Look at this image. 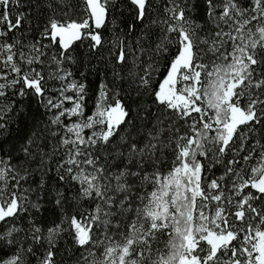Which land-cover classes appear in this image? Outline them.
<instances>
[{
    "label": "snow or ice",
    "instance_id": "1",
    "mask_svg": "<svg viewBox=\"0 0 264 264\" xmlns=\"http://www.w3.org/2000/svg\"><path fill=\"white\" fill-rule=\"evenodd\" d=\"M127 2L132 22L109 44L113 86L99 83L89 113L87 85L63 65L77 41L103 47L114 0H82L83 19L53 10L32 41L30 29L14 35L31 23L13 15L21 0H0V129L31 96L49 145L33 132L22 160L0 155V264H56L63 234L85 250L78 264H264V0H202V20L191 0ZM129 79L152 98L135 134L117 86ZM48 173L58 207L68 199L59 185L88 207L25 226Z\"/></svg>",
    "mask_w": 264,
    "mask_h": 264
},
{
    "label": "trees",
    "instance_id": "2",
    "mask_svg": "<svg viewBox=\"0 0 264 264\" xmlns=\"http://www.w3.org/2000/svg\"><path fill=\"white\" fill-rule=\"evenodd\" d=\"M191 2L197 5L193 12V16L199 20L203 19V2L202 0H191ZM51 3L53 5L52 9L47 7V4ZM83 3L82 0H21L18 8H13V15L17 11H22L28 14L30 25L28 22L22 26L21 30L14 33L15 36H21L25 29H30L26 33V41H32L39 37V31L42 29L43 25L47 22L48 18L53 14V10L56 13L58 19H64L61 13L67 12L69 18L71 19H83ZM130 5L127 0H114L113 5L110 7L108 16L107 27L101 28L99 31L104 39V45L99 50L90 52L89 44L90 41H77L72 46V51L69 53L73 57V61L65 62L63 65L68 71L73 74V79H76L87 85L88 89V111L92 110L95 100V89L98 88L99 83L105 80L110 87L113 86L112 79V66L108 59L109 44L115 39L116 35L120 33L121 30L127 31L128 25L132 22V16L129 12ZM159 15H163L162 8L159 9ZM156 16V12L153 13V17ZM115 21V26L113 25ZM148 20H145V24ZM158 32L159 30L156 29ZM139 34V26L136 33L133 34L132 39ZM48 43L47 40L43 41ZM52 49L48 52L50 56L52 54ZM54 68V66H52ZM157 79L161 78L159 76ZM52 82H50L51 85ZM59 82H56L57 86ZM117 86L120 88V98L123 103L130 110L129 120L135 118V123L132 126L131 131L133 134L140 129L142 121L137 112L139 111L140 116H144L145 109L152 105V98L147 94L146 90H137L131 80H126L123 83L117 82ZM156 112V108L153 106L151 112L147 113L151 116L152 113ZM12 119L7 124L6 128L0 129V146H2L3 151L0 155H10L13 157V163L18 160L23 159V154L20 151L21 146L25 143L29 136L33 132L38 135H43L44 147L48 148V135L44 129V122L46 117L43 115V109L40 108L34 97H28L22 101L21 105L17 106V111L12 113ZM150 126V125H149ZM128 128V125H124L121 128V134L124 130ZM183 131V127L181 126ZM119 139V136L116 137ZM115 142V141H114ZM39 163V159L31 164V168H36ZM54 166V165H53ZM47 166H45V169ZM221 169L216 170L218 175ZM41 173L37 172L31 179L30 183L33 187L39 182ZM46 181V187L49 189L48 192L43 194L41 199L42 208L40 212H36L33 209H29V212L22 214L24 217V223L26 226L27 220L35 217L37 223L42 224L45 228L50 226L53 221L59 222L62 214L66 212L69 216L74 213L83 211L88 207L86 202L76 203L71 198L76 194V188L70 185H59V190L65 191L66 197L68 198L66 203L58 207L55 204V189H57V182L54 179V173H48L44 177ZM27 187V185H25ZM39 193L32 195L31 199L35 200ZM234 211V210H233ZM8 225H0V228H6ZM67 227V225H65ZM23 235V233H21ZM167 236H165L162 241L156 245L160 249H164L167 244ZM27 247V245H25ZM44 251L43 248L38 250V255ZM55 261L56 264H78L81 260L82 255H86L85 250L78 248L73 244L71 236L63 234L55 247ZM31 264H36V260L29 258Z\"/></svg>",
    "mask_w": 264,
    "mask_h": 264
},
{
    "label": "rangeland",
    "instance_id": "3",
    "mask_svg": "<svg viewBox=\"0 0 264 264\" xmlns=\"http://www.w3.org/2000/svg\"><path fill=\"white\" fill-rule=\"evenodd\" d=\"M157 247V246H156ZM158 248V247H157ZM158 249H160V248H158ZM161 250V252H163L164 250H165V248L164 249H160Z\"/></svg>",
    "mask_w": 264,
    "mask_h": 264
}]
</instances>
